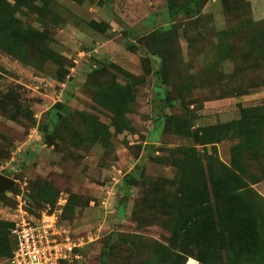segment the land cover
Returning <instances> with one entry per match:
<instances>
[{
    "label": "rangeland",
    "instance_id": "374dc122",
    "mask_svg": "<svg viewBox=\"0 0 264 264\" xmlns=\"http://www.w3.org/2000/svg\"><path fill=\"white\" fill-rule=\"evenodd\" d=\"M0 173V264H264V0H0Z\"/></svg>",
    "mask_w": 264,
    "mask_h": 264
},
{
    "label": "built area",
    "instance_id": "2783aa9c",
    "mask_svg": "<svg viewBox=\"0 0 264 264\" xmlns=\"http://www.w3.org/2000/svg\"><path fill=\"white\" fill-rule=\"evenodd\" d=\"M15 248L8 264H57L75 244L57 227L55 213L38 220L23 219L15 224Z\"/></svg>",
    "mask_w": 264,
    "mask_h": 264
},
{
    "label": "water",
    "instance_id": "95a60500",
    "mask_svg": "<svg viewBox=\"0 0 264 264\" xmlns=\"http://www.w3.org/2000/svg\"><path fill=\"white\" fill-rule=\"evenodd\" d=\"M15 187V180L3 173H0V195Z\"/></svg>",
    "mask_w": 264,
    "mask_h": 264
},
{
    "label": "trees",
    "instance_id": "16d2710c",
    "mask_svg": "<svg viewBox=\"0 0 264 264\" xmlns=\"http://www.w3.org/2000/svg\"><path fill=\"white\" fill-rule=\"evenodd\" d=\"M171 8H172V7H171ZM172 10H173V9H172ZM109 252H110V245L107 244V245L104 246L103 251H102V253H103V261H104V263H105V262L107 261V259H108Z\"/></svg>",
    "mask_w": 264,
    "mask_h": 264
},
{
    "label": "bare ground",
    "instance_id": "6f19581e",
    "mask_svg": "<svg viewBox=\"0 0 264 264\" xmlns=\"http://www.w3.org/2000/svg\"><path fill=\"white\" fill-rule=\"evenodd\" d=\"M187 264H198V260L194 257H189Z\"/></svg>",
    "mask_w": 264,
    "mask_h": 264
},
{
    "label": "crops",
    "instance_id": "0c3cea01",
    "mask_svg": "<svg viewBox=\"0 0 264 264\" xmlns=\"http://www.w3.org/2000/svg\"><path fill=\"white\" fill-rule=\"evenodd\" d=\"M187 262H188V259H187Z\"/></svg>",
    "mask_w": 264,
    "mask_h": 264
}]
</instances>
